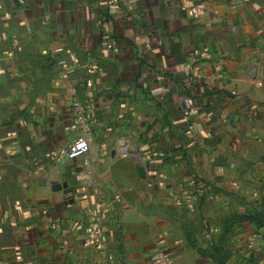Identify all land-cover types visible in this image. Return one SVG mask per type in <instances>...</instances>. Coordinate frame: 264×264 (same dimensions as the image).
<instances>
[{
	"label": "crops",
	"instance_id": "crops-1",
	"mask_svg": "<svg viewBox=\"0 0 264 264\" xmlns=\"http://www.w3.org/2000/svg\"><path fill=\"white\" fill-rule=\"evenodd\" d=\"M105 1L0 0V264H219L182 230L264 212V0ZM75 100L87 165L56 161Z\"/></svg>",
	"mask_w": 264,
	"mask_h": 264
},
{
	"label": "rangeland",
	"instance_id": "rangeland-1",
	"mask_svg": "<svg viewBox=\"0 0 264 264\" xmlns=\"http://www.w3.org/2000/svg\"><path fill=\"white\" fill-rule=\"evenodd\" d=\"M256 206V203H252L251 211L243 217L239 214L230 217V215L225 213L210 214L212 208L210 205H207L205 207L206 213L210 215L202 216L201 224H204L203 222L207 220L205 222L209 221V223H212L214 226H220V230L218 231L220 236L206 242L205 236L200 234L202 230H205L204 227H202L201 232L198 233L197 227H187L184 225L182 233L186 237L188 252L192 250L198 254L213 256V260L219 259V264H264V246L260 249L257 246L260 242H263L262 239H264V228L257 226L258 223L264 222V212H262V210L260 211ZM193 213V218L186 215V217H189L188 219H192L191 222H195L197 217L195 212ZM243 220L249 221V223L254 226L247 229H243L237 225L229 229L221 228V226L227 223H240ZM225 257H227L228 260L222 261ZM242 260H245V263H243Z\"/></svg>",
	"mask_w": 264,
	"mask_h": 264
},
{
	"label": "built area",
	"instance_id": "built-area-1",
	"mask_svg": "<svg viewBox=\"0 0 264 264\" xmlns=\"http://www.w3.org/2000/svg\"><path fill=\"white\" fill-rule=\"evenodd\" d=\"M106 5L108 7H115L123 0H106ZM101 24V21L98 22ZM108 48H112L111 44H107ZM60 48L53 49L49 52H46L45 55L55 61L58 65H65L66 60L58 58L57 53L60 51ZM190 66V62L186 65ZM74 69V65H70L68 73H71ZM89 70V67H88ZM73 108V118L72 126L79 133L73 140H71L65 147L60 151L58 157L56 158L57 162H62L64 160H75L80 159L82 165H87L86 154L88 151V135L91 130V126L94 122L92 114L86 109V105L78 100H75L72 104ZM197 113L196 109L189 108L185 111L187 117H191ZM88 235L90 238L95 241L98 240L99 231L98 223L95 219H91L89 223ZM152 259L157 260L159 264H169L168 258L161 255L160 253H154Z\"/></svg>",
	"mask_w": 264,
	"mask_h": 264
},
{
	"label": "water",
	"instance_id": "water-1",
	"mask_svg": "<svg viewBox=\"0 0 264 264\" xmlns=\"http://www.w3.org/2000/svg\"><path fill=\"white\" fill-rule=\"evenodd\" d=\"M136 171L137 174L144 178L145 177V170L144 167L136 165ZM53 190H61L64 194L70 192V187L66 181H63L61 183H55L52 185Z\"/></svg>",
	"mask_w": 264,
	"mask_h": 264
},
{
	"label": "trees",
	"instance_id": "trees-1",
	"mask_svg": "<svg viewBox=\"0 0 264 264\" xmlns=\"http://www.w3.org/2000/svg\"><path fill=\"white\" fill-rule=\"evenodd\" d=\"M259 224V223H258Z\"/></svg>",
	"mask_w": 264,
	"mask_h": 264
}]
</instances>
